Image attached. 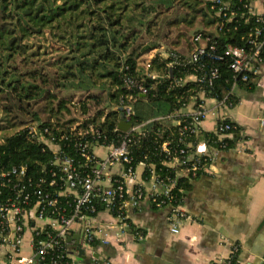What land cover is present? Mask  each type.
<instances>
[{"label":"trees","instance_id":"obj_1","mask_svg":"<svg viewBox=\"0 0 264 264\" xmlns=\"http://www.w3.org/2000/svg\"><path fill=\"white\" fill-rule=\"evenodd\" d=\"M230 1L233 20L219 31L225 19L213 9L215 0H0V131L14 132L0 143L3 166L26 164L34 173L35 163L48 159L40 144L25 138L29 123H41L55 134L94 125L116 142L122 135L128 138L131 166L143 164L145 180L153 170L160 179H174L176 170L165 165L170 156L162 145L172 133V149L178 148V127L156 119L181 109L191 91L201 88L187 81L173 90L178 79L197 74L192 65H175L174 57L193 51L197 35L210 38L221 54L228 46L249 49L246 35L254 17L244 8L248 0ZM149 54L154 56L148 74L157 80L139 73L142 57ZM213 67L220 76L206 92L222 100L232 91L234 74L227 57L207 61L205 71ZM128 77L145 80L149 94L128 90ZM254 81L237 82L234 104L236 90L254 89ZM122 101L133 103L134 125L152 120L143 136L119 130L122 114L112 107ZM225 124L231 127L225 133L218 127L190 140L230 150L241 131L229 120ZM193 179H176L174 193L181 202ZM130 230L135 231L133 225Z\"/></svg>","mask_w":264,"mask_h":264},{"label":"built area","instance_id":"obj_2","mask_svg":"<svg viewBox=\"0 0 264 264\" xmlns=\"http://www.w3.org/2000/svg\"><path fill=\"white\" fill-rule=\"evenodd\" d=\"M254 1L248 0L244 6L254 17V27L246 35L249 49L228 46L222 56L215 42L197 35L193 38L196 44L193 51L186 57H174L175 65H192L197 74L178 79L173 90L183 88L187 81L201 85L195 93L191 91L189 101L181 109L156 119L178 127V148L172 149V133L162 145V150L170 156L165 165L176 170L174 179H160L153 170L148 181L139 180L137 168H144V165L131 166L133 159L128 138L123 139L122 135L116 142L94 125L76 132L72 128L69 134H55L38 122L24 128L25 138L40 144L43 153L48 152L49 157L35 163L37 170L34 173L29 172L26 164L4 167L0 161V247L6 249V264H92L96 261L93 254L84 263L79 249L84 250L86 256L87 250H94L98 245H111L112 238L121 240L132 225L129 212L140 211L146 204L155 208L168 207L170 231L179 233L182 223L190 220V216L183 207V200L181 202L174 193L176 179L205 174L214 160V152L228 150L227 145L215 149L205 141L194 145L190 139L193 135L196 139L201 138L207 132L204 123L211 114L216 115L219 108L230 110L239 103L234 104L231 100L238 81L248 83L264 73V0L260 12ZM214 3L213 9L225 19L220 25L221 31L233 20L229 16L232 2L215 0ZM223 57L230 60L235 83L232 91L221 100L208 97L207 93L211 92H206L218 80L219 70L213 67L205 71V67L207 61L215 62ZM147 78L157 80L158 76L147 74ZM125 86L142 96H147L150 91L143 79L128 77ZM209 101L214 107L208 105ZM112 110L120 112L122 121L132 125L128 133L143 136L145 126L152 122L134 125L133 103L122 101ZM226 120L223 117L215 130L218 127L223 133L230 130ZM201 143L207 145V152L198 153ZM194 146L195 151H189ZM104 213L108 220L100 219ZM26 231H33L30 239L33 254L29 257L22 256ZM136 236L139 241L145 238L142 232H137ZM238 253L239 247L234 246L230 257L221 264H234Z\"/></svg>","mask_w":264,"mask_h":264},{"label":"crops","instance_id":"obj_3","mask_svg":"<svg viewBox=\"0 0 264 264\" xmlns=\"http://www.w3.org/2000/svg\"><path fill=\"white\" fill-rule=\"evenodd\" d=\"M262 2L254 1L258 12ZM153 56L142 57L141 76L148 74ZM254 83V89L236 90L239 103L234 108H219L205 121L207 132L214 131L224 117L241 133L234 148L214 152L205 174L191 181L192 188L183 197L190 220L182 223L179 233L170 231L168 207L146 204L140 211L129 212L135 231H125L121 240L112 238L109 246L87 250L82 262L93 254L92 264H221L238 246L234 264H264V73ZM208 105L214 107L212 101ZM199 151L207 152V145L199 144ZM137 173L143 180L144 168H137ZM100 219L108 217L104 213ZM32 232L25 233L24 257L33 254ZM137 232L143 233V241L137 239ZM5 256L6 249L0 247V264H6Z\"/></svg>","mask_w":264,"mask_h":264},{"label":"water","instance_id":"obj_4","mask_svg":"<svg viewBox=\"0 0 264 264\" xmlns=\"http://www.w3.org/2000/svg\"><path fill=\"white\" fill-rule=\"evenodd\" d=\"M131 124L130 123H127L125 122L124 120L120 122L119 124V129L124 131V132H127L130 128H131ZM75 239L78 241L79 240V236L75 237ZM72 239H69V241H71ZM78 244V242H76ZM79 252H80V255L82 257H85V251L82 250V249H79Z\"/></svg>","mask_w":264,"mask_h":264},{"label":"rangeland","instance_id":"obj_5","mask_svg":"<svg viewBox=\"0 0 264 264\" xmlns=\"http://www.w3.org/2000/svg\"><path fill=\"white\" fill-rule=\"evenodd\" d=\"M14 134V132H5L4 131H0V143H2L4 141V139L8 136H12Z\"/></svg>","mask_w":264,"mask_h":264}]
</instances>
